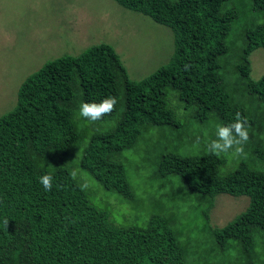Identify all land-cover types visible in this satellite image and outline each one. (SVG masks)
Returning a JSON list of instances; mask_svg holds the SVG:
<instances>
[{
    "label": "trees",
    "instance_id": "trees-1",
    "mask_svg": "<svg viewBox=\"0 0 264 264\" xmlns=\"http://www.w3.org/2000/svg\"><path fill=\"white\" fill-rule=\"evenodd\" d=\"M116 1L170 27L175 51L140 81L103 43L52 60L23 82L0 118V264H264V75L251 76V55L264 48V0ZM108 96L117 98L111 114L94 123L78 115L82 102ZM237 112L247 118L250 145L224 171L226 154L206 145ZM169 132L180 138L163 143ZM155 134L160 148L143 176L140 166L129 169L127 152L138 154ZM44 174L53 176L51 191L40 183ZM135 174L149 190H138ZM174 181L205 206L207 242L192 238L180 206L163 201ZM98 191L138 210L150 201L159 212L118 224L94 201ZM221 193L250 197L223 227L211 220Z\"/></svg>",
    "mask_w": 264,
    "mask_h": 264
},
{
    "label": "rangeland",
    "instance_id": "rangeland-1",
    "mask_svg": "<svg viewBox=\"0 0 264 264\" xmlns=\"http://www.w3.org/2000/svg\"><path fill=\"white\" fill-rule=\"evenodd\" d=\"M103 43L115 48L129 77L135 81L157 71L170 61L175 51V35L170 27L124 7L116 0H0V118L16 106L20 87L32 73L52 60L65 55L79 56L90 47ZM251 62L252 78L260 79L264 75V48L252 53ZM177 135V132H169L162 142H170L172 138L177 140L180 138ZM249 145L250 140L244 148ZM159 148L155 134L150 145H143L138 154L127 152L133 160L129 169L140 166V173L149 176ZM246 149L241 157H234L231 151L226 153L224 171L235 169L247 157ZM142 179L144 177L135 174L133 183L140 191L149 190L146 180ZM160 182L157 180L155 186ZM92 184L96 188L99 186L96 181ZM163 192L168 193L163 199L168 206H180L177 211L186 213L185 224L192 238L207 242L206 234L200 232L203 219L199 216L205 206L178 181L166 184ZM101 193L98 191L94 201L107 208L111 219L118 224H143L151 213L159 212L150 201L138 210L122 203L117 196L105 200V194ZM249 204L247 195L218 194L211 209L212 224L225 226ZM203 248L207 246L203 244Z\"/></svg>",
    "mask_w": 264,
    "mask_h": 264
},
{
    "label": "clouds",
    "instance_id": "clouds-1",
    "mask_svg": "<svg viewBox=\"0 0 264 264\" xmlns=\"http://www.w3.org/2000/svg\"><path fill=\"white\" fill-rule=\"evenodd\" d=\"M189 66L186 64L185 68ZM117 98L108 96L100 102H82L79 105L78 115L90 122H96L104 116L109 115L115 109ZM248 121L240 112L235 114V119L224 125H217L215 130V139H211L207 145L209 154L220 156L231 151L234 157L245 155L244 145L249 140ZM69 175L75 179L77 172L71 171ZM40 183L45 191H51L53 187V176L44 174L40 177ZM8 219H4L3 225L7 228Z\"/></svg>",
    "mask_w": 264,
    "mask_h": 264
}]
</instances>
